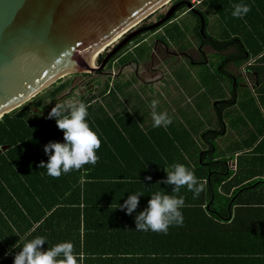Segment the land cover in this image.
I'll return each mask as SVG.
<instances>
[{"label":"trees","instance_id":"1","mask_svg":"<svg viewBox=\"0 0 264 264\" xmlns=\"http://www.w3.org/2000/svg\"><path fill=\"white\" fill-rule=\"evenodd\" d=\"M198 1L209 14L216 17L217 31L212 45L217 49L237 46L235 52L222 56L223 65H214V69L210 71H207L208 68L200 70V79L206 90L198 97L199 108H211V98H214L213 109L217 119L207 120L212 124L216 120L224 123V119H229L228 130L236 131L238 139L231 140V135L228 134V147L222 149L217 141L227 136L224 128L210 127L202 131L205 120L200 117L194 120L197 124L191 125V128L184 121H173L167 128L144 125L146 119L141 117L144 109L137 106L135 117L125 103L126 99L132 97L131 83L125 82L117 87L108 83L101 100L85 102L89 113L87 119L101 139V146L96 153L98 162L95 165L86 164L80 170H72L54 178L47 175V170L41 169L39 165L41 161L48 160L44 146L50 141L64 140L63 131L58 128L55 119H49V112H45L48 108L47 101L54 99L68 87L69 82L59 80L0 119V148L11 146L0 154V264H14V256L20 250L19 247L36 236L46 238L44 249L71 241L74 253L78 257L84 256L82 261L78 259V264H174L169 260L171 258L167 259L168 263H148L125 261L127 258L124 257L180 255L178 253L184 250L185 233L195 232L194 230H175L169 227L167 234L137 231L135 228L125 231L123 227L115 226V215L127 212L118 207L131 192L139 191L140 185L148 186L150 192L144 191L137 208L147 207L150 194L156 190L172 194L174 185L159 184L158 181L166 179L165 167H170L176 161L212 160L210 164H201L195 168L205 170L200 178L208 180L206 184L200 182L203 190L197 197L189 199L192 192L186 186L179 190V195L185 199V207L202 209L206 205L211 216L227 219L232 214L233 207L240 204L252 205L253 201L245 198L247 186L239 187L230 194L231 185L239 177L235 176L234 181L226 183L232 175L228 160L235 159L236 156L239 160L238 169L241 170L246 168L241 159L264 154V0ZM238 3L247 4L251 9L243 18L232 16L233 6ZM190 31V28H183L177 23L169 29L165 39L182 42L187 39ZM151 49V46H142L140 60ZM102 58L103 55L100 56L101 60ZM231 62H235L238 67H246L250 77L255 74L260 86L253 90L240 89L236 75L227 69ZM228 84L232 91L230 98H227ZM196 135L204 147L196 139ZM150 159H155L156 162L147 165L146 161ZM118 161L122 162L115 165ZM116 171H120V176H130L132 182L123 184L133 186L131 189L115 188ZM255 183L257 181L252 185ZM257 203L263 205L264 200ZM66 211L72 212L68 217V226L62 221L63 212ZM88 212H96V215L87 216ZM82 215L89 219H110V224L97 225L95 229L85 228L83 231L80 228ZM206 219L211 228L220 229L212 222V217ZM232 228L236 230L234 225ZM127 233H132L129 238L134 240L131 242L133 245L115 247V240ZM262 238L264 240L263 235ZM151 244L154 247L150 248Z\"/></svg>","mask_w":264,"mask_h":264},{"label":"water","instance_id":"2","mask_svg":"<svg viewBox=\"0 0 264 264\" xmlns=\"http://www.w3.org/2000/svg\"><path fill=\"white\" fill-rule=\"evenodd\" d=\"M173 1L0 0V119L66 76L99 70L104 52L90 63L96 51L122 34L105 65L140 33L170 20L177 7L159 23L136 29Z\"/></svg>","mask_w":264,"mask_h":264},{"label":"crops","instance_id":"3","mask_svg":"<svg viewBox=\"0 0 264 264\" xmlns=\"http://www.w3.org/2000/svg\"><path fill=\"white\" fill-rule=\"evenodd\" d=\"M171 40V39H169ZM235 67H238L236 63H233ZM239 68V67H238ZM245 70L244 72L246 76H241V81L244 83L246 82L247 85H241L240 89L245 88H252L255 89L256 86H260V82H258V77L253 74L251 77L247 73L246 67H240L239 69ZM214 68L210 69L213 70ZM228 69V68H227ZM207 69V71H210ZM232 72L233 69H228ZM202 71H198V79L194 84L186 85V84H173L175 91L179 93L181 91V95H177L178 99L184 98V95L190 97L193 100V104L191 106H183V104L178 105L176 98L170 96L172 98V102L165 104L164 101L162 105L160 103L159 107L157 106V111H166L169 116L172 118V121L179 122L184 121L185 124L191 128V125L197 124L194 120L199 118L205 120L204 126H202V131L208 129L210 127L213 128H224L225 133L227 136L218 139V144L221 145L222 149H227L228 145V134L231 135V140L236 138L238 139V134L236 131L232 130L229 131L230 122L229 119H224V123H220L217 120L214 121L212 124L207 120L208 118H216L213 103L214 98H211L212 106L211 108L200 109L199 107V100L198 97L200 94L204 93L206 88L202 85L200 79V73ZM237 79V78H236ZM235 81L237 82V80ZM239 80V79H238ZM240 83V80H239ZM232 91L230 90V84L227 87V98H230ZM132 95V94H131ZM175 101V102H174ZM126 103L127 108L131 111L133 116L137 117V106H140L139 109L143 108L142 118L146 119L144 125L152 126V108H151V101H142L140 102L138 99H135L133 96L131 97V101L127 100ZM144 102V104H143ZM186 104V103H185ZM148 106V107H147ZM205 115L209 116L206 117ZM217 119V118H216ZM198 127V126H197ZM199 130V131H201ZM240 138V137H239ZM196 139L199 141L202 147V144L199 140V136L196 135ZM256 146V144H255ZM182 149V146L179 145ZM264 148V146L262 147ZM238 155V154H237ZM162 163H163V159ZM160 160V161H161ZM124 161V160H122ZM118 161L115 165H120ZM243 167L245 169H238L239 160H237L236 156L235 159L228 160V167L229 170L232 171V175L229 178V182L235 180V176L239 177L238 181H235L230 188V194H232L237 188L247 186L248 188L244 191L245 198L251 199L253 201L252 205H239L238 207H233L232 214L229 218L224 219L221 217H213L211 216L208 211V207L206 205L203 206L202 209H198L195 207H183V225L182 226H170L175 230H179L180 228L192 229L195 232H186V238L184 242V250L180 255H169V256H160L156 254L152 255H143V256H133L128 255L124 258H127L125 261H146L148 263H168L167 259H169L174 264L180 262V264H264V240L262 235L264 236V204L260 205L257 202L259 200H264V154H258L255 158H248V159H241ZM155 159H150L146 161L147 165L149 163H155ZM185 162V163H183ZM212 160H203V159H187L185 161L179 162L176 161L175 163L184 164L187 167H190L191 170L194 172L197 180L200 182H204L205 184L208 182L206 178H200V174L206 172L205 170H197L195 169L198 165L201 164H210ZM173 163V162H172ZM172 163H167L171 165ZM187 163V164H186ZM173 165V164H172ZM130 174V172H127ZM130 177V176H129ZM127 176H120V171L115 172V188H128L131 189L133 186L123 184L132 182L131 178ZM257 181L254 185L253 182ZM251 184V185H250ZM148 186H138L139 191H148L150 192V188ZM155 189V188H151ZM182 189V188H181ZM155 192H163L161 190H156ZM153 192V193H155ZM132 193V192H131ZM150 197V196H149ZM197 197V196H196ZM195 198L193 193H190L189 199ZM144 208H137L133 211V213L129 214L127 212L125 215L118 213L115 215V226L123 227L125 231H131L132 228L136 229L135 217L138 212L142 211ZM203 211V212H202ZM99 214H106L103 212H97ZM207 215H204L206 214ZM72 215V212L66 211L63 212V224L69 225L70 220L69 216ZM88 215H96V212H88ZM82 215L81 230H85V228H92L95 229L97 225L107 226L110 224V219H96L87 218ZM207 218L212 217V222L214 221L216 225L220 229H213L211 225L207 221ZM71 218V217H70ZM94 220V222H91ZM59 221V219H57ZM72 221V219H71ZM58 224V222H56ZM86 225V226H85ZM232 225L236 228L234 230ZM116 229V228H115ZM234 230V232L232 231ZM150 231V230H149ZM119 233V232H118ZM124 233V232H121ZM132 236V233H127L124 237L115 240V247H123V246H132L134 240L130 239L129 237ZM125 240V241H123ZM146 246V243H144ZM157 246V245H156ZM154 247L153 244L150 245V248ZM160 247V246H158ZM192 252V253H191ZM83 259L84 256L82 255ZM166 258V259H165ZM142 259V260H141ZM170 264V263H168Z\"/></svg>","mask_w":264,"mask_h":264},{"label":"flooded vegetation","instance_id":"4","mask_svg":"<svg viewBox=\"0 0 264 264\" xmlns=\"http://www.w3.org/2000/svg\"><path fill=\"white\" fill-rule=\"evenodd\" d=\"M183 1L190 0H175L170 3L166 12H162L158 16H156L158 13L156 12L141 23L136 29H145L159 23L172 9L177 7L170 20L161 23L156 28L140 33L113 55L105 65L103 64L107 55L116 49L123 40L110 51L103 53L102 60L98 58L96 62L99 70L69 75V78L63 80L64 83L69 82L68 87L49 101L47 110L54 107L56 103H63L61 95L68 89L69 98L74 97L77 101L99 100L108 83L112 87H117L119 84L130 82L132 96L140 102L157 100L163 96L162 94L181 95L180 90L179 93L175 91L173 84L184 83L189 86L196 82L198 70L202 67L210 70L214 68V65H223L222 56L235 52L237 46L222 49L214 47L212 41H215L217 31L216 17L209 14L200 1L198 3L190 1L193 4L192 7ZM177 23L183 28L191 29L187 33V39L178 43L172 40L167 41L165 37L169 29ZM146 45L151 46L152 49L146 57L140 60L141 47ZM215 55L216 59L213 57ZM234 74L240 80L241 85H247L245 81L244 83L241 81L242 77L238 76L235 71ZM83 77L89 78L84 81V88L77 94H73L77 90L76 85L82 84ZM136 85L140 87V90L135 89ZM72 87L74 88L72 89ZM143 93L148 96L147 100L142 97ZM158 101L160 102L161 98Z\"/></svg>","mask_w":264,"mask_h":264},{"label":"clouds","instance_id":"5","mask_svg":"<svg viewBox=\"0 0 264 264\" xmlns=\"http://www.w3.org/2000/svg\"><path fill=\"white\" fill-rule=\"evenodd\" d=\"M233 9L232 16L235 18H243L251 11L244 3L235 4ZM158 103L156 99L151 101L152 127L167 128L172 124V118L166 111H157ZM88 115V105L83 101L67 100L56 103L51 108L48 118L55 119L58 128L63 131L64 140L50 141L44 146L48 160L41 161L39 167L46 169L47 175L58 178L61 174L80 170L86 164L95 165L98 162L99 157L96 153L101 146V139L88 121ZM165 171L166 179L158 183L174 185L172 194L163 192L150 194L147 207L135 217L137 231L150 230L167 234L170 226H182L185 199L179 195V190L186 186L194 197L203 190L194 172L184 164L174 163L170 167H165ZM144 194L143 191H133L118 208L126 209L129 214L133 213L138 207L141 195ZM46 241L42 236L25 241L14 256V264H78V259L83 260L82 256L78 257L74 253L71 241L60 242L44 249ZM14 247L17 248L15 245Z\"/></svg>","mask_w":264,"mask_h":264},{"label":"rangeland","instance_id":"6","mask_svg":"<svg viewBox=\"0 0 264 264\" xmlns=\"http://www.w3.org/2000/svg\"><path fill=\"white\" fill-rule=\"evenodd\" d=\"M191 2H193V3H198V0H190ZM170 6V4L169 3H167V5H166V7H164V8H161L159 11H158V13H156V16H158L159 14H161L162 12H166V10H168V7ZM153 19H155V17H153ZM117 44V43H116ZM116 44H114V45H112V47L109 49V50H107L106 52H108V51H110ZM106 52H104V54L106 53ZM215 59H216V55L215 56H213ZM217 59H219V58H217ZM228 69L230 68V69H233L234 71H235V73L238 75V76H246L245 74H243L244 72L246 73V71L245 70H243V68H242V70L241 69H239V68H237V67H235L234 66V64L233 63H230L228 66ZM205 67H202L201 69H199V70H203ZM198 70V71H199ZM244 71V72H243ZM243 76V77H244ZM67 78H69L68 76H66L65 78H63V80H66ZM86 79H89L88 77H83V82H82V84H77L76 85V91L75 92H73V94H77L81 89H83L84 88V81L86 80ZM80 81V80H79ZM75 87V86H74ZM74 87H72V89L74 88ZM138 85H136L135 86V89H139L140 87H138ZM142 89V88H141ZM131 90V89H130ZM140 90V89H139ZM68 91H69V89L67 90V91H65L61 96L63 97V102L65 101V100H75V98L74 97H71V98H69V94H68ZM163 96L162 97H160L161 98V101H164V106H166L165 104H167V103H170V102H172V98L171 97H169L170 95H166V94H162ZM172 97H174V99H175V97H176V95H171ZM142 97L143 98H145V100H147V95L145 96V94L143 93V95H142ZM178 97V96H177ZM176 97V100H177V102H178V105H181V104H183V106L185 107V106H188V105H190L191 106V103L193 104V100L192 99H190V97H188V96H186V95H184V98L183 99H178ZM159 98V99H160ZM102 99V97L101 98H99V100H101ZM159 99H157V100H159ZM127 100H131V98L130 99H126L125 100V102L126 103H128L127 102ZM50 101V100H49ZM49 101H47V104L49 103ZM148 101H152V100H148ZM161 101L158 103V107H159V105H160V103H161ZM102 102H103V100H102ZM175 102V101H174ZM186 103V104H185ZM188 104V105H187ZM161 105H162V103H161ZM51 111V109H49V110H46L45 112L47 113V112H50Z\"/></svg>","mask_w":264,"mask_h":264},{"label":"bare ground","instance_id":"7","mask_svg":"<svg viewBox=\"0 0 264 264\" xmlns=\"http://www.w3.org/2000/svg\"><path fill=\"white\" fill-rule=\"evenodd\" d=\"M122 34L118 35L117 37H115L114 39H112L109 43H107L104 47H102L101 49H99L98 51H96L91 59H90V63L93 65L95 64V61L97 60V57L100 56L103 52H105L106 48L113 45L115 42H117L120 38H121Z\"/></svg>","mask_w":264,"mask_h":264}]
</instances>
